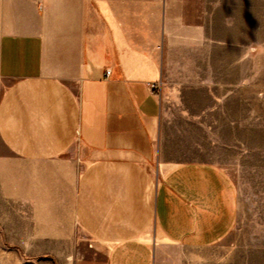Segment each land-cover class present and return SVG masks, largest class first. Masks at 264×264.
I'll return each mask as SVG.
<instances>
[{"label":"crops","instance_id":"0c3cea01","mask_svg":"<svg viewBox=\"0 0 264 264\" xmlns=\"http://www.w3.org/2000/svg\"><path fill=\"white\" fill-rule=\"evenodd\" d=\"M207 6L0 0V224L12 244L68 246L84 232L105 264H155L160 244L226 241L231 177L209 161L165 164L158 142L178 85L170 47L208 36Z\"/></svg>","mask_w":264,"mask_h":264},{"label":"rangeland","instance_id":"374dc122","mask_svg":"<svg viewBox=\"0 0 264 264\" xmlns=\"http://www.w3.org/2000/svg\"><path fill=\"white\" fill-rule=\"evenodd\" d=\"M209 2L208 36L170 47L178 85L167 94L158 142L165 164L209 161L227 172L237 223L207 249L160 244L155 264H264V0ZM13 241L0 224V264H105L84 232L68 246Z\"/></svg>","mask_w":264,"mask_h":264},{"label":"built area","instance_id":"2783aa9c","mask_svg":"<svg viewBox=\"0 0 264 264\" xmlns=\"http://www.w3.org/2000/svg\"><path fill=\"white\" fill-rule=\"evenodd\" d=\"M106 73H109V71H107ZM154 88V87H153Z\"/></svg>","mask_w":264,"mask_h":264}]
</instances>
